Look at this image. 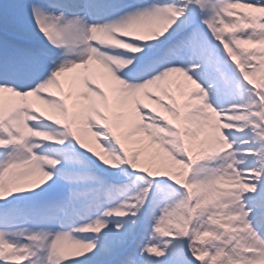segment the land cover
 Listing matches in <instances>:
<instances>
[{"label":"snow or ice","instance_id":"obj_1","mask_svg":"<svg viewBox=\"0 0 264 264\" xmlns=\"http://www.w3.org/2000/svg\"><path fill=\"white\" fill-rule=\"evenodd\" d=\"M0 264H264V0H0Z\"/></svg>","mask_w":264,"mask_h":264}]
</instances>
